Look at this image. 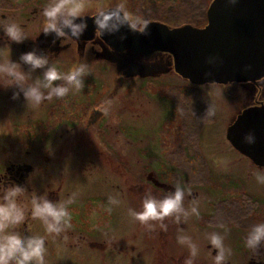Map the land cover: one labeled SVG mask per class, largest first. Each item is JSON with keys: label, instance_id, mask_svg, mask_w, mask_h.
<instances>
[{"label": "flooded vegetation", "instance_id": "obj_1", "mask_svg": "<svg viewBox=\"0 0 264 264\" xmlns=\"http://www.w3.org/2000/svg\"><path fill=\"white\" fill-rule=\"evenodd\" d=\"M91 2L93 5L97 4L95 0H91ZM47 3H49V0H0V58L4 63L9 58L14 60L18 59L21 52L27 51L34 46V42L40 49L46 51L49 59L65 58L66 55L71 57L73 53L79 58H85L95 62L104 61L107 63L112 59L109 63L114 62L117 65L118 62L124 60L120 59L121 57L119 55L124 56L129 53L127 49L124 51H116L104 40H97L94 32L91 39L88 40L69 38L61 39L53 43L51 36L45 37L42 33L44 24L42 11ZM9 19L21 24L27 35L24 43H12L4 34L3 25ZM149 21L163 23L170 28L179 27L169 26L167 23L157 19H150ZM68 49L74 51L68 52ZM150 54L143 55L136 53L129 63L133 67L129 66L125 68L124 66L123 68H119V65L116 71V81L122 83L123 80H135L136 87L133 88L135 92L140 91L143 84H146L150 96L155 97L157 95L155 99L164 96L157 92V88H163L170 107L167 118L169 120L174 118L175 120L177 117V122L180 126H186L190 122L193 133L196 135L194 138H189L188 142L191 143H181L194 148L196 145L199 146L202 138V140H206L204 142L206 151L215 150L216 146L213 138L208 137L205 139L201 134L204 132L205 124L213 125L219 122V109L217 108L215 110L214 115L206 116V112L209 110L205 112V108H199L198 103H201V100L198 95L195 108L189 110L188 103L180 107L168 96L170 95L172 85L166 79L172 75L181 79L186 84L182 89L185 90V95L182 93V90L179 92L185 97H188L189 85L194 88L193 90L200 91L198 87L207 84L196 85L182 78L174 71L173 61L170 55V62L153 63L149 59ZM156 65L160 69H155L156 67L152 68ZM161 68H165V70L161 71ZM130 69L134 72V75L129 73ZM156 70L160 71L155 72ZM121 73H125V75ZM28 82L31 83L30 79ZM7 83V78L1 75L0 94L4 95L6 93V95H12L14 89L12 87H5ZM208 85H214L216 87H227L228 85L239 86V91H235L230 100L231 106L236 105L237 107L232 108V122L230 124L246 108H262L264 110V77L255 81L230 82L226 84L211 83ZM116 88V85L114 88L112 87L114 91L117 90ZM187 101H194L193 94L192 101ZM5 102L9 103L8 101ZM103 102L105 101L103 100L92 105L91 108H86L85 115H79L77 110L71 111V117L75 114H77V117L79 116V124L69 128V132H71L69 136L64 137L59 134L58 138L62 142L57 147L55 143L52 147V143L58 141L57 137L52 138L51 143L47 142V137H38L35 141L29 142L37 146V151L31 154L29 149L25 150L29 144L28 140L21 137L20 140L15 139V142L17 140L21 142L19 143L20 151L17 150L15 152L0 154V179H3L5 183H0V198L3 197L5 186L12 182L20 184L26 189L18 197V203L25 208V221L16 230L21 234L41 235L45 237L47 247L45 255L46 264H65L71 254H87L82 252V250L94 252L96 257H100L101 262L104 264H172L173 260L180 261V257L174 256L170 248L171 242L178 234L177 231L181 230V232H186L191 229L197 231L199 237H201L204 234L219 232L217 228L220 223L230 225V227L232 226L231 229L234 230V232L224 235L226 246L230 247L231 253L237 257L235 263L228 259L227 264H264V248L260 249L257 253H253L251 250L245 248L243 243L247 229L255 223L264 221V190H255V188L248 187L247 185L242 186L241 182L245 183L242 177L227 173L226 171L224 173L221 172L218 176L214 174L215 169L207 168L206 171H202L200 169L191 170L187 168L182 162L186 154L179 147L176 149L177 152L171 149L170 157L167 158L168 160L166 162L167 166L165 165L167 173H165L164 177L152 169L144 171L146 172L144 174V181L146 183L138 182L130 186L127 190L128 196L126 197L125 194H122L124 193L121 186V182H123L122 175L117 170L111 171L110 177L112 183H110L108 175L103 170V167L107 166L108 159L107 145L109 144V136L107 134V127L115 126L116 132H118V125H121L122 121L120 115L113 108H104ZM12 109L9 108L8 111V108H0V112L6 116V113L9 114ZM58 109L60 111L61 108ZM115 116L119 118V121L116 122L118 125L110 124V122H115ZM8 124L9 127H7ZM5 125V129L10 135L8 138H10L12 137V129L16 126L15 120L6 119ZM22 133L24 134L25 132L23 131ZM113 137L116 142L119 141L116 136ZM182 139L185 141V136ZM226 140L228 141L227 138ZM228 143L231 145L229 141ZM231 149L238 153L236 154L239 161L244 160L247 163V169L245 167L237 169L245 171L247 177L249 174H254V171L264 172V166L255 164L249 157L239 152L232 145ZM198 155L203 158L201 152H198ZM227 162H231L227 163L228 168L236 166L235 159L228 160ZM86 163H88V169ZM68 164L71 167H67ZM43 166H48V168H44ZM83 178H87V181H89L88 184L83 189L78 186V190L75 191V185L72 184L73 180L82 181ZM218 178L223 179L221 184H217ZM177 182L182 187L190 190V192H186L184 207L188 209L194 201L198 202L199 216H189L187 219L182 218L179 222L175 219V216L166 217L163 223L167 225V230L164 231L160 227L161 221L142 223L128 215V208H133L137 211L141 210L143 197L147 193H152L158 198L166 196L174 190ZM238 182L241 184L237 185ZM208 186L219 187L220 194H222L221 190H226L227 188L235 189L238 187L236 190H240V192L236 194L233 200L224 199L220 195L222 203L217 201L213 203V207L207 208L204 187ZM82 190H87L88 193L86 195L76 196ZM45 194L50 200L57 203L71 201V203H67L68 208L69 206L72 207L76 200L82 202L81 209L77 210L76 205L73 212H71V227L66 228L60 234L47 233L43 221L38 218H33L31 215L32 197L34 195ZM93 199L95 201L102 200L108 205L101 207L102 209L100 210L95 208L93 213L92 210H88V208H91V201L89 200ZM238 199H241V202ZM111 200H118L120 203L115 207ZM248 203L251 205L248 206ZM252 206L257 207V209L260 208L259 210L262 211L263 216L257 218L251 217L250 220H247L246 217H235L236 208H246L248 214H251L255 210L251 209ZM114 208L117 209V218L119 221H123L122 226L124 227L119 226L116 232L108 226L104 228L105 224L108 225V221L106 223L99 221L101 219L100 213L107 218L106 220L108 218L110 219L109 209ZM257 209L254 213L257 212ZM123 231H126V233ZM219 233L222 234V232ZM204 246L207 250L209 247L208 251L213 256L215 255V250L210 249L209 241L205 242ZM199 251H201V248ZM146 259L147 262H145ZM168 260L170 263H167ZM71 263L75 264L74 262ZM196 264L204 263L196 262Z\"/></svg>", "mask_w": 264, "mask_h": 264}, {"label": "rangeland", "instance_id": "obj_2", "mask_svg": "<svg viewBox=\"0 0 264 264\" xmlns=\"http://www.w3.org/2000/svg\"><path fill=\"white\" fill-rule=\"evenodd\" d=\"M210 1L211 0H126V3L130 10L144 15L148 20H161L169 26L190 24L199 27L207 23L206 9ZM100 2L114 4L120 2V0H95V3ZM30 27L34 28L35 26ZM71 51L73 52L74 50L68 49V52ZM119 57L124 60L118 62L117 65H115L114 62L109 63L112 59L107 63L104 61L95 62L85 58H79L73 53L71 57L66 55L65 58L49 59V62L54 64L61 72H67L76 62H85L89 66V74L85 77V87L82 90H72L64 98L53 97L51 100L44 101L39 106H33L26 103L22 94L17 99H13L12 95H6V93L4 95L0 94V108H8V111L9 108H13L9 114L6 113V116H4V113L0 112V154L15 152L17 150L20 151L19 143L21 142L18 140H20L21 137L27 139L28 143L35 141L38 137H47V142L51 143L52 138H58L59 134L64 137L69 136L71 134L69 128L78 125L80 121L77 114L71 117V111L77 110L79 115H85L86 108H91L92 105L104 100L103 107L113 108L115 112L120 115L122 121L121 125H118L116 122L119 121V118L118 116H115V122H110V124H117L120 132H116L115 126L107 127V134L109 136V144L107 145L108 159L107 166H104L103 170L105 174L108 175L110 183H112L110 177L111 171L117 170L118 173L122 175L123 182H121V186L124 191L122 194H125L126 197L128 196L127 190L130 186H133L138 182L146 183L144 181V174L146 172L144 171L152 169L164 177L165 173H167L165 165L168 160L167 158L170 157V151L172 149V151L177 152L176 149L179 147L183 149L186 154V156L184 155V161L182 162L187 168H190L191 170L200 169L202 171H206L207 168L215 169L214 174L218 176L221 172L224 173V171H226L227 173L236 174L242 177L245 181V183L241 182L242 186L247 185L248 187L255 188V190H264V184L258 183L254 174H249L247 177L245 171L237 170L243 167L247 169L248 165L244 160H238V153L231 149V145L225 138L226 128L232 122V108H237L236 105L233 107L231 106L230 100L232 94H234L235 91H239L238 85H236V87L234 85L216 87L207 84L198 87V90L200 91H196V89L193 90L194 88L189 85V94L188 97H185L179 92L183 89V86L186 85L181 79L173 75L170 77L168 76L169 78L166 79V81H170V84L172 85L170 95H167L170 96L180 107L188 103L189 110L195 108L198 95L201 100V103H198L199 108H205V112L207 110H213V113L217 108L219 109V122L213 125L205 124L204 132L201 134L205 139L208 137L213 138V142L215 143L216 149L208 152L204 148V142L206 140H202V138L199 146L196 145V147L193 148L192 146L187 145L188 143H191L188 142L190 137H196L193 133L190 122L186 126H180L177 122V117L175 120L174 118L170 120L167 118L170 107L163 88H157V92L164 96L155 99L157 95L155 97L150 96L146 84H143L140 91L135 92L133 90V88L136 87L135 80H123L122 83L116 81V71L118 70L119 65V68H123L124 66L125 68H128L129 66H132L129 64L130 60L126 58V55H119ZM149 59H151V62L153 63L170 62L169 55L163 52H153L150 54ZM0 63H4L1 58ZM152 68L160 69L157 65ZM163 70H165V68H161V71ZM157 71L160 70H156L155 72ZM129 73L134 75V72L131 69L129 70ZM121 74L125 75V73ZM55 83L60 84L63 83V81H56ZM113 85L117 86L116 91L112 89V87L114 88ZM182 93L185 95V90H182ZM192 94L194 101L188 102L187 100L192 101ZM5 101H8L9 103ZM58 108H61L60 111ZM208 112H206V116H209ZM6 119L15 120V124L18 126H15L16 128L13 127L12 137L10 138H8L10 135L5 129ZM170 125H172V127H170ZM7 127H9V124ZM23 131L25 132L24 134L22 133ZM113 136H116L119 141L116 142ZM183 136L186 138L185 141L182 139ZM15 139H18L17 142H15ZM10 141L11 145L9 144ZM61 142L62 141L58 138L57 142L54 141L52 143V147L54 146V143L57 147ZM181 142H186L187 144ZM27 149L33 154L37 151V146L29 143L25 150ZM198 152L202 153L203 158L199 155L197 156ZM231 159L236 160V166L228 168L227 163L231 162L227 161H230ZM86 165L88 169V163H86ZM43 167L48 168V166ZM67 167H71V165L68 164ZM255 172L256 171H254V173ZM222 181V178H218L217 184H221ZM88 182L87 178H83L82 181L74 179L72 184L75 185V191H77L78 186L83 189ZM227 183L229 184V182ZM241 183L238 182L237 185ZM236 189H238V187L235 189H223L221 190L222 194H220L219 187H204L206 207H213V203L217 201L222 203L220 195H222V198L224 199L233 200L236 194L240 192V190ZM86 193H88L87 190H82L78 192L76 196L86 195ZM238 200L241 202V199ZM89 201H91V208H88V210H92V212L95 208L100 210L102 209L101 207H106L108 205L102 200L95 201V199H93ZM73 204L72 207L69 206L70 212H73L76 205L77 210L82 208V202L80 201L76 200ZM249 205L251 204L248 203V206ZM113 206L117 207V204H114ZM251 209L256 210L257 207L255 208L252 206ZM259 209H257V212L255 213L254 210L251 214H248L246 208H236L235 217H246L247 220H250L251 217L257 218L263 216L262 211ZM100 218L99 221L102 223L108 221V225L105 224L104 228H107L108 226L114 232H116L117 228L119 226L121 227L123 224V221H119L117 218L116 208L110 209V219L108 218V220H106L107 218L103 216L102 213H100ZM231 228L232 226L230 227V225L220 223L217 230L222 232V235H227L228 233L234 232ZM123 232L126 233V231ZM177 233V236H175L174 240L171 242L170 248L172 249V254L174 256L180 257V261L173 260V263L171 262L172 264H187V261L191 258L189 249L177 241L178 235L181 234L190 235L198 244L199 249L201 248L199 254L195 258H191L193 264H196V262L214 264L213 254L208 251L209 247L207 250L204 246V243L208 242L207 237L209 234H204V236L199 237V233L191 229L186 232H181V230H179ZM82 252L87 254H71L69 255V260H67L65 264H72L71 262H74L75 264H104L101 262L100 257H96L94 252L86 250H82ZM146 254L148 255V253ZM146 258L148 257L146 256ZM228 259L235 263L237 257L235 254L231 253ZM145 262H147V259ZM167 263H170V261L168 260Z\"/></svg>", "mask_w": 264, "mask_h": 264}, {"label": "clouds", "instance_id": "obj_3", "mask_svg": "<svg viewBox=\"0 0 264 264\" xmlns=\"http://www.w3.org/2000/svg\"><path fill=\"white\" fill-rule=\"evenodd\" d=\"M230 2L234 3L235 0ZM42 15V33L45 37L51 36L53 43L69 38L78 40L87 28L89 19L94 26L93 32L97 40H104L106 35L120 33L121 29L147 35L150 24L144 15L130 10L126 0L114 4L100 2L95 5L91 0H49ZM3 32L15 44H22L27 39L21 24L15 20L9 19L3 25ZM88 74L89 66L82 61L76 62L67 72H61L49 62L46 51L40 49L35 42L31 49L21 52L18 59L9 58L7 62L0 63V75L8 81L5 87L14 89L12 98L17 99L22 94L25 102L33 106H39L53 97L64 98L72 90H82ZM29 79L31 83L28 82ZM56 81L63 83L57 84ZM208 115L214 113L209 110ZM244 141L248 144L255 143L254 134H246ZM254 175L258 183L264 184V172L256 171ZM0 183H4V180L0 179ZM25 190L22 185L12 182L5 186L3 197L0 198V264H46L45 237L21 234L16 230L25 221V208L18 203V197ZM186 192L190 190L177 182L174 190L166 196L158 198L147 193L143 197L141 210L128 208V215L142 223L161 221V230L166 231L167 225L163 223L166 217L175 216L179 222L182 218L199 216L198 202L194 201L188 209L184 207ZM111 202L120 203L118 200ZM67 203L54 202L46 194L34 195L31 200V215L43 221L47 233L60 234L71 227V212ZM207 239L215 250L214 264H227L231 248L226 246L224 235L212 232ZM177 241L189 249L191 258L199 254V246L190 235H178ZM243 243L253 253L264 248V221L247 229ZM191 258L187 264H193Z\"/></svg>", "mask_w": 264, "mask_h": 264}, {"label": "water", "instance_id": "obj_4", "mask_svg": "<svg viewBox=\"0 0 264 264\" xmlns=\"http://www.w3.org/2000/svg\"><path fill=\"white\" fill-rule=\"evenodd\" d=\"M203 27L185 24L170 28L150 21L148 34L121 29L104 41L116 51L132 50L144 55L164 52L173 69L192 84H226L264 77V0H211ZM78 40L93 36V24ZM123 35V38L121 36ZM249 132L255 143L244 137ZM226 138L255 164L264 166V110L246 108L226 129Z\"/></svg>", "mask_w": 264, "mask_h": 264}, {"label": "bare ground", "instance_id": "obj_5", "mask_svg": "<svg viewBox=\"0 0 264 264\" xmlns=\"http://www.w3.org/2000/svg\"><path fill=\"white\" fill-rule=\"evenodd\" d=\"M128 54H126V58L128 59V60H131V59H133V56L136 54V53H138V52H134V51H132V50H128ZM141 54V53H140ZM144 55V54H143Z\"/></svg>", "mask_w": 264, "mask_h": 264}]
</instances>
